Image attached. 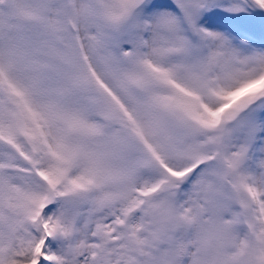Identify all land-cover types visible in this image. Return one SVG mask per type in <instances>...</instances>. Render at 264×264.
<instances>
[{
	"label": "snow or ice",
	"instance_id": "1",
	"mask_svg": "<svg viewBox=\"0 0 264 264\" xmlns=\"http://www.w3.org/2000/svg\"><path fill=\"white\" fill-rule=\"evenodd\" d=\"M0 264H264V0H0Z\"/></svg>",
	"mask_w": 264,
	"mask_h": 264
}]
</instances>
